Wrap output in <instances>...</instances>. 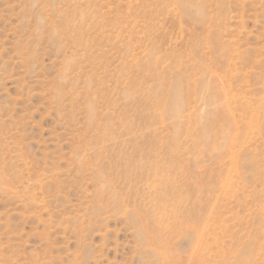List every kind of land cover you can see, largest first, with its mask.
Masks as SVG:
<instances>
[{"label":"rangeland","instance_id":"1","mask_svg":"<svg viewBox=\"0 0 264 264\" xmlns=\"http://www.w3.org/2000/svg\"><path fill=\"white\" fill-rule=\"evenodd\" d=\"M263 222L264 0H0V264H264Z\"/></svg>","mask_w":264,"mask_h":264},{"label":"bare ground","instance_id":"2","mask_svg":"<svg viewBox=\"0 0 264 264\" xmlns=\"http://www.w3.org/2000/svg\"><path fill=\"white\" fill-rule=\"evenodd\" d=\"M232 139H233V141H232V144H233V146H235L236 145V143H237V138H235V137H233L232 136ZM260 221H262V220H260ZM264 223V222H263ZM261 225V224H260ZM259 225V226H260ZM200 239V238H199Z\"/></svg>","mask_w":264,"mask_h":264}]
</instances>
